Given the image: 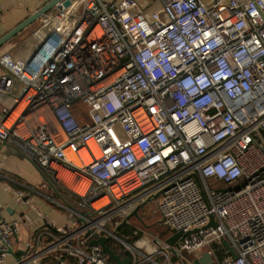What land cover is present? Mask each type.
Returning a JSON list of instances; mask_svg holds the SVG:
<instances>
[{
	"label": "built area",
	"instance_id": "obj_1",
	"mask_svg": "<svg viewBox=\"0 0 264 264\" xmlns=\"http://www.w3.org/2000/svg\"><path fill=\"white\" fill-rule=\"evenodd\" d=\"M157 3L146 13L136 0H62L0 46V98L10 94L0 141L46 178L37 188L7 178L19 185L13 197L41 195L72 216L1 219L0 264H108L96 235L157 192L162 225L197 231L150 254L124 241L129 264H183L196 253L195 264L204 252L209 264H264V0ZM57 186L81 208L56 199ZM21 222L34 230L15 254Z\"/></svg>",
	"mask_w": 264,
	"mask_h": 264
},
{
	"label": "crops",
	"instance_id": "obj_2",
	"mask_svg": "<svg viewBox=\"0 0 264 264\" xmlns=\"http://www.w3.org/2000/svg\"><path fill=\"white\" fill-rule=\"evenodd\" d=\"M48 1L50 0H0V37L3 36L5 33H7L9 30H11L12 28H14L15 26H17L20 22H22L25 18H27L30 14L35 12L40 7H42ZM106 1H110V0H106ZM136 1L145 8L146 13H149L150 11L158 7L157 0H136ZM54 10H55V5L45 14L51 13ZM42 17L43 16L41 15L36 21L40 22ZM37 40L38 39L35 36L31 38L29 45L30 50H32L33 45ZM3 70L4 68L0 66V74L3 72ZM15 85L16 86L14 92L13 91L10 92L11 94L14 93L17 96L21 87L19 86L18 83H15ZM3 97H4L3 100L0 98L1 102L8 101L7 98L10 97V94H5ZM7 178H11V179L15 178V180H17L18 182L35 188H37L43 181H45L43 177V173L40 171L38 167H36V165H34V163L31 160H29L24 155H22L21 152L11 143L0 141V213L2 214V219L21 220L22 211L26 210L30 214V216H32L35 225H38V223H41L44 219H48L49 221H52L60 225H63L64 223H67L68 221L71 220L70 218H65L62 219L61 222L58 219V217H56L57 214L54 210L55 207L50 205L44 197H41V195L30 194L28 195L25 204L24 203L17 204V202L13 197L12 190H14L19 185L14 184V182L8 180ZM7 194H9L10 197H8ZM13 201H15V204L13 203ZM148 204L150 205L154 204L155 208L157 209V205L153 201H150L147 204H145L143 206V210H144L143 220L146 213L145 208ZM7 209L9 210V212H7ZM143 210L139 209L138 211L139 218H140V212ZM37 212L40 214L41 217ZM61 215H63V212H60L59 216ZM129 219L130 220L128 224H131L134 220H137L138 218L130 217ZM159 222L161 223L160 216H159ZM33 230H34L33 226H28L25 222H21L20 234L17 239V245L14 248L16 252L15 254L19 253L18 248L20 247V244L29 238ZM132 233L129 235L130 237H134L136 235L135 233L133 234ZM158 241L159 242L152 243L148 239L146 240L145 238L140 237L139 239L137 238L135 241H133V243H127V242L126 243L133 244L145 254H150L153 251H155L156 247H158V245L161 244L160 242H164L165 239L164 240L159 239ZM148 243H151L150 248H148L147 246ZM113 244L114 247L117 248V246H115L116 244L115 243ZM116 251H117L116 253L120 255L121 259L125 258L126 256L124 254V251H127V254L129 255V252L125 247L122 248V252L117 249ZM170 258H171V262L173 264H176L174 263L175 258H173V256H171ZM156 259L161 260V257L158 256ZM196 259L198 258L196 257L194 261ZM69 263L74 264L72 261H70Z\"/></svg>",
	"mask_w": 264,
	"mask_h": 264
},
{
	"label": "water",
	"instance_id": "obj_3",
	"mask_svg": "<svg viewBox=\"0 0 264 264\" xmlns=\"http://www.w3.org/2000/svg\"><path fill=\"white\" fill-rule=\"evenodd\" d=\"M62 0H50L48 1L46 4H44L42 7H40L39 9H37L35 12H33L32 14H30L27 18H25L22 22H20L17 26H15L14 28H12L11 30H9L7 33H5L3 36L0 37V46L2 44H4L6 41H8L10 38H12L14 35H16L17 33L21 32L23 29H25L26 27H28L29 25H31L33 22H35L41 15L45 14L47 11H49L57 2H60ZM70 0H63V5H68ZM44 179L45 176L43 175ZM196 177V176H194ZM159 192L155 193L152 195L151 198H148L147 200L143 201L142 203L138 204L131 212L130 214L127 216V218L125 220H123L119 226H123L127 224V219H129L130 217H136L139 218V214L138 211L141 207H143L145 204H147L148 202L151 201V199H155L157 198ZM74 210V209H73ZM7 212H9V210L7 209ZM2 219V214L0 213V220ZM210 225H215V221L214 219L211 217V220L209 222ZM117 226L112 232L111 234H107V235H96L95 239L92 241L93 244H98L101 246V248L103 249V251L107 254V256L115 262V264H129L130 263V258L128 257V255L125 256V258L121 259L120 255L118 253H116L114 250L110 249L107 245V241L111 240L112 238H116L118 241H120L121 244H123L122 242H124L122 239H120L119 237H117L115 235V232L117 230V228L119 227ZM197 231V229H191L188 230L186 232H182V231H177L172 233L168 238L165 239V243L172 247V246H176L177 245V241L178 240H182L184 236H189L192 232ZM222 244L225 246V248L228 250V252L230 253V255L235 259L236 258V253L235 251L232 249V247L230 246V244L228 243L227 239H222ZM171 250L173 251V248H171ZM10 253H12V250L10 251ZM211 261L210 256L207 255V253H202L201 256L196 259L194 261L195 264H209V262Z\"/></svg>",
	"mask_w": 264,
	"mask_h": 264
},
{
	"label": "rangeland",
	"instance_id": "obj_4",
	"mask_svg": "<svg viewBox=\"0 0 264 264\" xmlns=\"http://www.w3.org/2000/svg\"><path fill=\"white\" fill-rule=\"evenodd\" d=\"M37 24V21L33 22V24L29 25L28 27H26L23 31V33L25 32H29L35 25ZM57 189L60 190L61 194L64 196V198L70 203V204H74V196L73 194H71L69 191H67L65 188H62L60 186H57ZM43 194L50 197V190H43ZM8 197L9 194H7ZM43 197V196H41ZM45 198V197H44ZM46 201L48 200L47 198H45ZM14 200V199H13ZM49 203V201H47ZM13 203L15 204V201H13ZM18 204V203H17ZM50 204V203H49ZM51 205V204H50ZM101 206V203H95L94 204V207L96 208H99ZM150 207V208H149ZM148 210L145 209V217H144V220H143V211L140 212V219L141 220H134L132 223H131V226L132 227V231L133 230H136V235L138 237V239L141 237L145 238L146 240L148 239L149 241H151L152 243L154 242H157L156 239H161V240H164L166 239L165 238V234L166 232L164 230H166V228L159 222V216H158V213H157V209L155 208L154 204H149L148 206ZM58 219L62 222V219H65V218H70L71 219V215L68 211H64L58 207H55L54 208ZM60 212H63V215L59 216ZM67 223H70V221H68ZM66 224V223H64ZM145 224V225H144ZM111 225L110 224H107V228L111 229ZM156 238V239H154ZM115 239V246H117V250L121 251L122 252V248L125 247L128 249V247L124 244H121L120 241H118L116 238H113ZM130 243H133V242H130ZM148 248L151 247V243H148L147 244ZM147 250V249H146ZM196 253H184V258L186 260L183 261V264H187V262L191 261L192 258L195 256ZM115 262L108 259V264H114Z\"/></svg>",
	"mask_w": 264,
	"mask_h": 264
},
{
	"label": "trees",
	"instance_id": "obj_5",
	"mask_svg": "<svg viewBox=\"0 0 264 264\" xmlns=\"http://www.w3.org/2000/svg\"><path fill=\"white\" fill-rule=\"evenodd\" d=\"M53 195H54V197L56 198V199H58V200H61V201H63V202H65V203H67V204H69L70 206H72V207H74V208H77V209H80L78 206H77V198L74 196V199H75V201H74V204H70L65 198H64V196L61 194V192H60V190L59 189H57V191H54L53 192ZM155 202V201H154ZM54 207H56V206H54ZM61 209V208H60ZM63 210V209H62ZM65 211V210H64ZM85 211V210H84ZM131 225H125V226H119L118 228H117V230H116V232H115V235L117 236V237H119L120 239H122L123 241H125V242H127V243H130V242H133V241H135L138 237L137 236H134V237H130L129 235L132 233V227H130ZM164 226V225H163ZM165 227V226H164ZM166 228V230H164L165 232H166V234H165V238H167L168 236H170L171 235V233H172V231L170 230V229H168L167 227H165ZM133 234V233H132ZM129 236V237H128ZM115 239H111V240H109V241H107V245H108V247L110 248V249H112V250H114L115 252H117L116 251V248L114 247V244L113 243H115ZM124 254L125 255H128L127 254V251H124ZM110 259V258H109ZM111 260V259H110Z\"/></svg>",
	"mask_w": 264,
	"mask_h": 264
},
{
	"label": "bare ground",
	"instance_id": "obj_6",
	"mask_svg": "<svg viewBox=\"0 0 264 264\" xmlns=\"http://www.w3.org/2000/svg\"><path fill=\"white\" fill-rule=\"evenodd\" d=\"M49 28H50V25H49L46 29H42V30H40V31H41V34H40V35H41V36H44L45 33L49 30ZM38 42H39V40H37V41L34 43L33 48L37 45ZM52 42H53V39L51 38L50 41H48V45L46 44V45L40 50V52H39L38 55L35 57V59L32 61L31 66H37V65L39 64L41 57L46 53V51H47V49L50 47V45L53 44ZM46 46H47V47H46ZM33 48H32V50H33ZM32 50H30V52H31ZM31 66H30V67H31ZM19 108H20V106H18V107L14 110V112L11 114L10 118H13V117L17 114ZM6 125H7V122L3 124V126H6ZM81 155H82V157L85 159V163H89V162L92 160V158H86V153H83V152H82ZM93 155H94V158L99 157V153H98V152H94ZM106 202H107V198H102L101 200H99V201H97V202H95V203H101V206H103L104 204H106ZM95 203H93V206H94ZM101 206H100V207H101ZM95 208H96V207H95Z\"/></svg>",
	"mask_w": 264,
	"mask_h": 264
},
{
	"label": "flooded vegetation",
	"instance_id": "obj_7",
	"mask_svg": "<svg viewBox=\"0 0 264 264\" xmlns=\"http://www.w3.org/2000/svg\"><path fill=\"white\" fill-rule=\"evenodd\" d=\"M148 206H149V204L146 206V208H145V209H147V210H148V209L150 208V207L148 208ZM150 206H151V205H150ZM140 209H142V210H143V207H142V208H140ZM137 220H141V221H142V219H140V218H138ZM127 224H128V223H127ZM127 224H126V225H127ZM128 225H131V224H128ZM123 226H125V225H123Z\"/></svg>",
	"mask_w": 264,
	"mask_h": 264
}]
</instances>
